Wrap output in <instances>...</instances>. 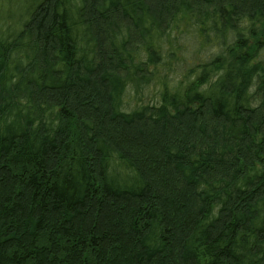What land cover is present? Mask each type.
I'll list each match as a JSON object with an SVG mask.
<instances>
[{
    "label": "trees",
    "instance_id": "1",
    "mask_svg": "<svg viewBox=\"0 0 264 264\" xmlns=\"http://www.w3.org/2000/svg\"><path fill=\"white\" fill-rule=\"evenodd\" d=\"M0 264H264V0H0Z\"/></svg>",
    "mask_w": 264,
    "mask_h": 264
}]
</instances>
